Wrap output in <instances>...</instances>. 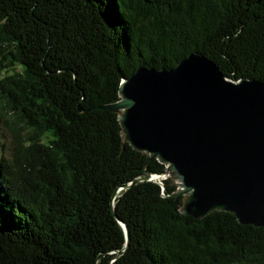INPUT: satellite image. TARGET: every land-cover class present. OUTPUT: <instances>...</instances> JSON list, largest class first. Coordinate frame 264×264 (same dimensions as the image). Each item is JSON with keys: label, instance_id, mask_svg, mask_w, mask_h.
Instances as JSON below:
<instances>
[{"label": "trees", "instance_id": "obj_1", "mask_svg": "<svg viewBox=\"0 0 264 264\" xmlns=\"http://www.w3.org/2000/svg\"><path fill=\"white\" fill-rule=\"evenodd\" d=\"M198 51L264 82V0H0V264H264V227L180 212L123 140L119 85ZM165 193L176 186L163 179ZM126 251L117 256L126 244Z\"/></svg>", "mask_w": 264, "mask_h": 264}, {"label": "water", "instance_id": "obj_2", "mask_svg": "<svg viewBox=\"0 0 264 264\" xmlns=\"http://www.w3.org/2000/svg\"><path fill=\"white\" fill-rule=\"evenodd\" d=\"M117 110L123 140L165 165L116 188L153 181L164 196L182 197L180 212L204 218L233 213L242 224L264 227V82L232 79L201 52L171 69L141 67L122 78ZM176 188L165 193L163 179ZM126 233V251L130 232Z\"/></svg>", "mask_w": 264, "mask_h": 264}, {"label": "rangeland", "instance_id": "obj_3", "mask_svg": "<svg viewBox=\"0 0 264 264\" xmlns=\"http://www.w3.org/2000/svg\"><path fill=\"white\" fill-rule=\"evenodd\" d=\"M13 144V135L8 126L4 122V118L0 112V153L10 155V146Z\"/></svg>", "mask_w": 264, "mask_h": 264}]
</instances>
